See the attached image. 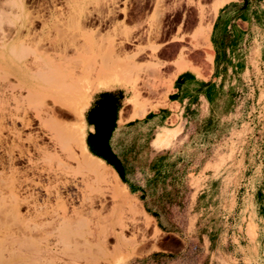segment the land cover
Returning <instances> with one entry per match:
<instances>
[{
	"label": "rangeland",
	"instance_id": "rangeland-1",
	"mask_svg": "<svg viewBox=\"0 0 264 264\" xmlns=\"http://www.w3.org/2000/svg\"><path fill=\"white\" fill-rule=\"evenodd\" d=\"M21 1L0 0V41L35 51L62 39L76 44L89 63L103 58L114 76L128 79L129 86L103 89L109 92L85 85L77 99L78 116L46 101L59 112L57 122L79 128L82 138L84 107L94 95L85 114L92 128L89 149L116 175L130 200L115 196L109 179L88 183L78 173L69 180L92 204L93 221H116L121 209L127 221H136L138 226L124 235L127 240L135 236L138 250L123 261L237 264L224 255L230 238L238 244L231 233L237 229L248 240V222L264 223V0ZM34 51L33 56L39 54ZM159 84L165 88L156 91ZM131 86L142 91L136 105L126 101ZM149 87L153 94L144 91ZM167 128L179 133L168 148L158 150L152 141ZM168 134L161 140L168 142ZM81 138L74 142L80 160L86 153ZM142 210L159 232L145 228L150 221ZM10 218L5 220L7 245L14 231ZM107 243L111 252L98 256L97 264H115L113 256L119 257L112 252L114 239Z\"/></svg>",
	"mask_w": 264,
	"mask_h": 264
},
{
	"label": "bare ground",
	"instance_id": "bare-ground-1",
	"mask_svg": "<svg viewBox=\"0 0 264 264\" xmlns=\"http://www.w3.org/2000/svg\"><path fill=\"white\" fill-rule=\"evenodd\" d=\"M11 3L17 5L22 1L11 0ZM28 25L32 26L33 22ZM201 33L206 41L207 33L203 30ZM58 40L46 43L45 47V43L40 44L41 53L37 44L36 52L31 46V50L39 53L35 56L27 45L0 41V264H97L99 257L110 250H107L110 237L116 243L112 252L119 256H113L115 264L134 256L138 250L135 236L127 240L124 235V231L135 228L137 223L127 221L121 208L119 211L116 206L119 211L116 221H93L92 204L78 196L76 181L69 180L72 175L80 173L82 181L88 183L109 179L116 194L113 195L129 200L130 197L116 175L98 160L84 152L79 159L74 142L80 140L81 131L58 123L55 114L59 112L46 104L50 100L53 107H69L78 116L81 107H76L77 99L85 85L92 90H103L117 85L129 86L128 79L114 76L112 65L103 58H91L94 61L89 63L90 58L80 57L76 44ZM125 42L130 44L131 37ZM11 80L15 85L9 83ZM135 86H131L133 94L127 101L134 105L142 92ZM159 88L164 89V84L156 86V91ZM147 89L144 91L153 94L154 88ZM43 139H47L46 143ZM72 186L75 189L72 190ZM7 218L14 221L10 245L6 238L4 240ZM30 218L32 224H29ZM148 226L154 233L158 232L151 221L145 228Z\"/></svg>",
	"mask_w": 264,
	"mask_h": 264
},
{
	"label": "crops",
	"instance_id": "crops-1",
	"mask_svg": "<svg viewBox=\"0 0 264 264\" xmlns=\"http://www.w3.org/2000/svg\"><path fill=\"white\" fill-rule=\"evenodd\" d=\"M111 90H103L102 92H109ZM99 91V93H102ZM98 92H95L96 94ZM93 95V94H92ZM88 99L87 105L84 107V126L86 129L85 135L84 131L82 130V140H83V147L85 152L92 158L99 160L103 165L108 167L100 158L94 156L88 146V141L87 138L89 136V132L92 131V128H90L85 121V114L90 106V102L92 100V96ZM129 97L126 99L128 101ZM82 110V111H83ZM82 114V112H81ZM173 129L167 128L166 132L165 131H160L157 133L156 137L152 141V145L156 149H165L168 148L171 145V140L179 133L177 134H172ZM169 133L168 135V142L166 140L162 141V136H164L166 133ZM170 139V140H169ZM109 168V167H108ZM125 189V188H124ZM126 191V190H125ZM127 193V192H126ZM147 219L150 221L152 220L144 210H142ZM254 216V215H253ZM263 220H264V215H263ZM259 219L257 222L255 220L251 219L246 228V236L248 240L239 235L237 229H235L231 234L234 236H237L238 238V244H233L232 240L230 238L229 240V245L228 248L226 249V253L224 254L225 256H230L234 258L237 261V264H264V223ZM260 227V228H259ZM155 229L159 232V229L155 227ZM245 241V242H243ZM158 250V249H157ZM155 250V251H157ZM151 251V252H155ZM150 252V253H151ZM169 260H165V262ZM127 261H122L117 264H126Z\"/></svg>",
	"mask_w": 264,
	"mask_h": 264
}]
</instances>
